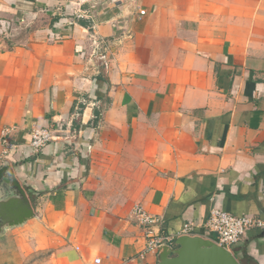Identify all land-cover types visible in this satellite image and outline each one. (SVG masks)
Returning a JSON list of instances; mask_svg holds the SVG:
<instances>
[{
    "label": "crops",
    "instance_id": "obj_1",
    "mask_svg": "<svg viewBox=\"0 0 264 264\" xmlns=\"http://www.w3.org/2000/svg\"><path fill=\"white\" fill-rule=\"evenodd\" d=\"M34 127L56 131L39 151ZM6 164L37 216L0 264H156L137 204L169 235L206 237L214 207L264 219V0H0Z\"/></svg>",
    "mask_w": 264,
    "mask_h": 264
},
{
    "label": "water",
    "instance_id": "obj_2",
    "mask_svg": "<svg viewBox=\"0 0 264 264\" xmlns=\"http://www.w3.org/2000/svg\"><path fill=\"white\" fill-rule=\"evenodd\" d=\"M30 195L11 164L0 167V235L35 218ZM264 236V231L262 233ZM156 264H243L234 252L200 235H181L158 249Z\"/></svg>",
    "mask_w": 264,
    "mask_h": 264
},
{
    "label": "built area",
    "instance_id": "obj_3",
    "mask_svg": "<svg viewBox=\"0 0 264 264\" xmlns=\"http://www.w3.org/2000/svg\"><path fill=\"white\" fill-rule=\"evenodd\" d=\"M145 12V10H140L141 14H145ZM55 132V129L51 127H34L31 131V145L36 151L43 149L55 139ZM8 145L11 144L8 143ZM130 219L145 230L146 245L143 251L140 252V256L143 258L150 252L158 251L163 244H174L176 238L181 235H195L193 223L185 224L184 228L178 233L165 234L162 230L164 225L162 217L150 213L141 204H137L132 208ZM203 226L208 232L206 238H211L218 244L230 249L233 244L241 241L249 230L263 229L264 219L253 214L236 215L224 208L214 207ZM97 261L100 262V259L97 258Z\"/></svg>",
    "mask_w": 264,
    "mask_h": 264
}]
</instances>
